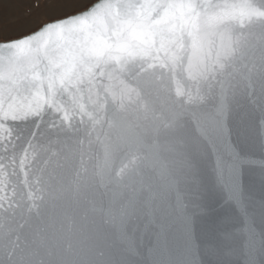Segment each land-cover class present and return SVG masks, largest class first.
<instances>
[{
    "label": "water",
    "instance_id": "obj_1",
    "mask_svg": "<svg viewBox=\"0 0 264 264\" xmlns=\"http://www.w3.org/2000/svg\"><path fill=\"white\" fill-rule=\"evenodd\" d=\"M262 151L264 0H97L0 42V264H264Z\"/></svg>",
    "mask_w": 264,
    "mask_h": 264
},
{
    "label": "rangeland",
    "instance_id": "obj_2",
    "mask_svg": "<svg viewBox=\"0 0 264 264\" xmlns=\"http://www.w3.org/2000/svg\"><path fill=\"white\" fill-rule=\"evenodd\" d=\"M97 0H0V42L28 35L43 24L84 11Z\"/></svg>",
    "mask_w": 264,
    "mask_h": 264
},
{
    "label": "clouds",
    "instance_id": "obj_3",
    "mask_svg": "<svg viewBox=\"0 0 264 264\" xmlns=\"http://www.w3.org/2000/svg\"><path fill=\"white\" fill-rule=\"evenodd\" d=\"M233 147L234 150L241 156V158H249L251 156V153L249 151H247L244 146L239 143L238 140L233 139ZM262 154H264V151H262Z\"/></svg>",
    "mask_w": 264,
    "mask_h": 264
}]
</instances>
